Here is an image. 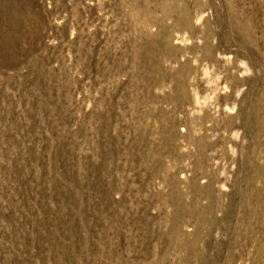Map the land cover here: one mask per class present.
<instances>
[{
	"label": "rangeland",
	"instance_id": "rangeland-1",
	"mask_svg": "<svg viewBox=\"0 0 264 264\" xmlns=\"http://www.w3.org/2000/svg\"><path fill=\"white\" fill-rule=\"evenodd\" d=\"M0 264H264V0H0Z\"/></svg>",
	"mask_w": 264,
	"mask_h": 264
}]
</instances>
